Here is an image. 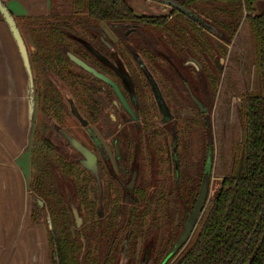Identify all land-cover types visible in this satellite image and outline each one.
<instances>
[{"label": "trees", "instance_id": "trees-1", "mask_svg": "<svg viewBox=\"0 0 264 264\" xmlns=\"http://www.w3.org/2000/svg\"><path fill=\"white\" fill-rule=\"evenodd\" d=\"M157 1L171 5L169 15L138 16L129 0H51L48 16L14 17L19 31L26 29L35 47L31 67L37 107L57 119L63 116L60 96L42 77V63L69 82L78 103L88 102L84 82L69 70L70 63L61 52L71 33L77 32L74 23L84 28L81 22L95 27L100 21L155 27L157 42L182 60L195 59L212 95L217 93L214 156L207 117L199 123L196 117L189 118V124L172 122L166 126L167 137L161 129H149L153 124L151 105L138 92L147 144L138 152L140 148L134 151L129 141L123 163L140 167L142 181H157V202L156 209L147 203L133 206L127 216H120L124 211L111 202L116 196L108 193L103 195L110 204L108 211L96 216L97 205L86 195L92 178L80 168L73 169V162L54 154L48 139L33 133L30 188L44 200L50 224V264H116L117 230L122 221L129 230L128 240L134 242V228L146 216H174L178 206L169 197L177 198L185 219L204 177L207 188L211 177L218 187L206 198L187 240L164 264H264V11L254 13V4L260 0ZM187 10L198 22L187 17ZM143 53L150 68H158L155 72L164 83L159 66L167 67L166 61L150 50ZM134 78L137 82L138 77ZM191 124L201 125L205 137L201 155L195 160L186 150V128L193 129ZM69 200L81 217L79 226L73 220ZM43 215V208L34 204L32 221ZM166 252L157 254L160 260ZM126 264H133V251L127 254Z\"/></svg>", "mask_w": 264, "mask_h": 264}, {"label": "flooded vegetation", "instance_id": "flooded-vegetation-1", "mask_svg": "<svg viewBox=\"0 0 264 264\" xmlns=\"http://www.w3.org/2000/svg\"><path fill=\"white\" fill-rule=\"evenodd\" d=\"M153 1L168 10L165 13L153 15L170 14L172 9L170 4L157 0ZM49 2L50 9L47 14L31 17L50 15L51 0ZM185 13L188 18L198 22L199 19L192 12L187 10ZM136 15L153 16L151 14ZM81 24L86 28L74 23L77 32L71 33L67 45L61 47V52L70 63L69 70L84 82L88 102L78 103L69 82L61 79L53 69L42 63V77L46 78L58 92L63 116L61 119H57L42 112L37 107L36 102V116L31 142L34 138L33 133L37 131L41 137L49 140L55 155L73 162V169L80 168L79 170L83 174L92 178L91 184L86 187V195L88 200L95 202L97 205L95 209L96 216H104L110 207V204L105 203L103 199L104 193H108L112 197L116 196L117 200L111 202L118 204L120 206L119 210L124 211L120 216H127L133 206L136 208V205L142 203L151 204L156 209L157 181H142L140 167L123 163L129 141H131V148L134 151L140 148L138 152L141 151V147L145 150L147 144L146 130L140 111L142 100L138 92L144 94L151 105L149 109L153 117V124L149 129H161L167 137H169L167 132L169 127L166 128V126L170 123L189 124L188 119L193 117H196L199 123L204 117H207L211 124L214 156L216 152V133L213 122L218 104L217 93L214 96L212 95L204 75L200 72V65L195 59L187 57L182 60L170 49H167L168 47L157 42L156 37L153 35L155 27L147 28L139 24L105 21L98 22L95 27L89 26L86 22H81ZM61 28L64 31L67 30L64 26H61ZM86 29L92 32H88ZM20 31L31 65V55L35 52V47L29 32L26 29ZM145 50L158 54L168 64L167 67L159 66L164 77V83L159 81L157 72H155L158 68L155 67V71H153L148 65L143 53ZM219 60L221 64H224L225 58L221 57ZM134 75L138 77L137 82ZM61 87H64L66 92L68 91L67 93L70 96L68 99L63 94L65 91H62ZM236 100L238 101L239 98L233 99L232 105ZM162 111L166 112L168 116L162 115ZM72 120L78 122L79 129L82 132L81 138L69 130V122H72ZM191 125H193V129L191 127L186 128V150L192 152V158L195 160L201 155L205 137L201 125ZM55 136L64 141L58 142ZM65 142L68 143L69 152L63 148ZM152 142H154V139ZM172 150V147L167 149L169 155ZM172 170L173 168H171V174H173ZM30 177L31 161H29L28 187L30 220L33 222L31 215L34 204H37L39 208H43V216L45 217L36 222H42L45 225L48 243L50 224L46 221L47 212L44 200L35 191L31 190ZM211 178L214 179V177ZM204 182H206V202L210 185L207 188V179L204 177L200 189ZM117 183L120 187H117ZM169 199L178 206L174 216H151V219L146 216L145 221L139 222L140 225L134 228V242L128 240L129 230H125V223L121 222L117 230L116 264H126L127 254L131 251H133V264H164L187 240L199 216L187 238L176 246L187 226L192 211L184 219V216H181L182 211L177 198L169 197ZM39 202H41V205ZM69 204L73 220L79 226L82 220L77 208L72 200H69ZM176 234L178 236L173 241ZM170 245L171 248L168 250ZM165 250H167L166 255L160 260V255L157 254L163 253Z\"/></svg>", "mask_w": 264, "mask_h": 264}, {"label": "crops", "instance_id": "crops-1", "mask_svg": "<svg viewBox=\"0 0 264 264\" xmlns=\"http://www.w3.org/2000/svg\"><path fill=\"white\" fill-rule=\"evenodd\" d=\"M1 2L13 17L50 9L49 0ZM29 94L27 72L0 17V264H50L46 227L30 220Z\"/></svg>", "mask_w": 264, "mask_h": 264}, {"label": "water", "instance_id": "water-1", "mask_svg": "<svg viewBox=\"0 0 264 264\" xmlns=\"http://www.w3.org/2000/svg\"><path fill=\"white\" fill-rule=\"evenodd\" d=\"M0 17L2 21L6 24L8 27L14 42L15 46L17 48V51L21 57L23 66L27 72L28 75V81H29V95H30V107H29V113H30V124H31V132H33L34 127V117H35V107H36V96H35V85L33 81V75H32V69L30 65L29 55L26 49V45L24 43V40L22 38L21 32L19 31V28L16 25V22L14 20L13 15L9 12V10L6 8V6L1 2L0 0ZM32 136V134H31ZM31 146V145H30ZM205 195H206V182H204L201 186L199 196L197 198L196 204L191 212V215L189 217L187 226L185 227L180 239L178 240L176 246L180 245L182 241H184L188 234L190 233L193 225L195 224V221L197 220V217L199 216L204 203H205ZM41 205V202H39Z\"/></svg>", "mask_w": 264, "mask_h": 264}, {"label": "rangeland", "instance_id": "rangeland-1", "mask_svg": "<svg viewBox=\"0 0 264 264\" xmlns=\"http://www.w3.org/2000/svg\"><path fill=\"white\" fill-rule=\"evenodd\" d=\"M129 3L131 4V6L134 9V12L136 14H149V15L151 14V15H153V14L165 13L168 11L162 5L157 4L153 0H129ZM262 11H264V0H260L254 4V13H260ZM61 90L65 91L63 94L65 95L66 99H68L70 97L67 93L68 91L66 92L64 87H61ZM162 115L168 116V114L166 112H163V111H162ZM34 120H35V117H34ZM69 126H70L69 130L71 132L75 133L77 137L81 138L82 132L80 131L81 129H79L78 122H74V120H72V122H69ZM193 133H195V132L193 131ZM55 139L58 142L64 141V140H60L58 136H55ZM67 144L68 143L65 142L63 148L65 149V151L69 152ZM209 185H210L209 196H212L215 193V191L218 187V184H217L216 180L211 178Z\"/></svg>", "mask_w": 264, "mask_h": 264}]
</instances>
